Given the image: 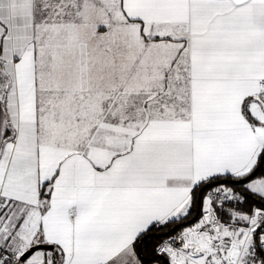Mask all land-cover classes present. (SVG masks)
<instances>
[{
	"label": "snow or ice",
	"instance_id": "1",
	"mask_svg": "<svg viewBox=\"0 0 264 264\" xmlns=\"http://www.w3.org/2000/svg\"><path fill=\"white\" fill-rule=\"evenodd\" d=\"M0 264H264V0H0Z\"/></svg>",
	"mask_w": 264,
	"mask_h": 264
}]
</instances>
